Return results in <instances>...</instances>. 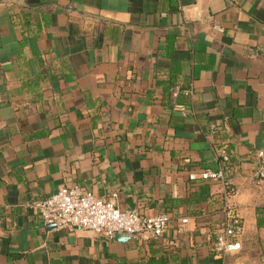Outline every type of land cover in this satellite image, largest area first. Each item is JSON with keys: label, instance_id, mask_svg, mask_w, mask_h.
<instances>
[{"label": "crops", "instance_id": "0c3cea01", "mask_svg": "<svg viewBox=\"0 0 264 264\" xmlns=\"http://www.w3.org/2000/svg\"><path fill=\"white\" fill-rule=\"evenodd\" d=\"M260 151L264 0H0V264H264ZM75 185L168 230L45 225L33 205Z\"/></svg>", "mask_w": 264, "mask_h": 264}, {"label": "built area", "instance_id": "2783aa9c", "mask_svg": "<svg viewBox=\"0 0 264 264\" xmlns=\"http://www.w3.org/2000/svg\"><path fill=\"white\" fill-rule=\"evenodd\" d=\"M224 163L231 160L227 147L219 150ZM255 178L264 183V151L257 155ZM191 181H223L222 170H206L190 175ZM117 194L112 200L105 201L81 186H62L52 197L39 200L33 207L45 225H55L63 229H78L106 235L112 240L116 234L137 237L151 236L160 238L169 227L167 214L145 217L135 210L121 211L117 206ZM226 223L216 235L215 252L220 255L241 250L240 236L243 234V222L233 206L226 209Z\"/></svg>", "mask_w": 264, "mask_h": 264}, {"label": "water", "instance_id": "95a60500", "mask_svg": "<svg viewBox=\"0 0 264 264\" xmlns=\"http://www.w3.org/2000/svg\"><path fill=\"white\" fill-rule=\"evenodd\" d=\"M69 11L76 12L73 8H69ZM115 240H120L121 242H127L135 238L134 236L131 235H126V234H116L114 236Z\"/></svg>", "mask_w": 264, "mask_h": 264}, {"label": "trees", "instance_id": "16d2710c", "mask_svg": "<svg viewBox=\"0 0 264 264\" xmlns=\"http://www.w3.org/2000/svg\"><path fill=\"white\" fill-rule=\"evenodd\" d=\"M28 28H30L31 29V27H32V25L31 24H29V26H27ZM40 29V27L38 28V30ZM26 33H29V36H30V32L28 31V32H26Z\"/></svg>", "mask_w": 264, "mask_h": 264}]
</instances>
